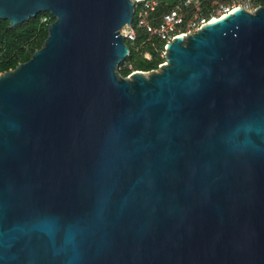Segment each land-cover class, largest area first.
I'll return each instance as SVG.
<instances>
[{
	"label": "water",
	"instance_id": "95a60500",
	"mask_svg": "<svg viewBox=\"0 0 264 264\" xmlns=\"http://www.w3.org/2000/svg\"><path fill=\"white\" fill-rule=\"evenodd\" d=\"M134 1L0 0L55 18L0 73V264H264V6L122 76Z\"/></svg>",
	"mask_w": 264,
	"mask_h": 264
},
{
	"label": "trees",
	"instance_id": "16d2710c",
	"mask_svg": "<svg viewBox=\"0 0 264 264\" xmlns=\"http://www.w3.org/2000/svg\"><path fill=\"white\" fill-rule=\"evenodd\" d=\"M203 4L204 10L228 0H199ZM264 6V0H256ZM170 7L161 0L158 11H166ZM49 12H40L35 17H30L27 21L10 26L7 19H0V73L14 69L19 63L27 61L36 49H39L48 34V23L43 22L41 17ZM55 18L52 17L51 21ZM135 19V17H134ZM134 21V20H133ZM130 52L129 55L120 63L122 76H127L135 70L149 71L157 69L159 64L164 62L160 55L164 42L150 35L144 29L136 30L134 41H126ZM148 52L150 58L144 57ZM126 63L125 65H123Z\"/></svg>",
	"mask_w": 264,
	"mask_h": 264
},
{
	"label": "built area",
	"instance_id": "2783aa9c",
	"mask_svg": "<svg viewBox=\"0 0 264 264\" xmlns=\"http://www.w3.org/2000/svg\"><path fill=\"white\" fill-rule=\"evenodd\" d=\"M160 1H134V21L132 20L131 24H126L121 28V34L124 36L125 41H134L137 29H144L150 35L160 38L164 42L163 48L160 50V55L164 58V62L159 64V66L165 63L164 52H166V45L174 40L173 38L186 36V33H195L214 18L225 16L238 7L250 12H253L257 7L252 4V0H228L204 10L202 2L199 0H177L172 6H169L165 0V3L170 8L159 12L158 5ZM52 17L50 13L45 14L41 17V20L50 24ZM144 57L150 58V54L145 52ZM118 69H121L120 65Z\"/></svg>",
	"mask_w": 264,
	"mask_h": 264
},
{
	"label": "rangeland",
	"instance_id": "374dc122",
	"mask_svg": "<svg viewBox=\"0 0 264 264\" xmlns=\"http://www.w3.org/2000/svg\"><path fill=\"white\" fill-rule=\"evenodd\" d=\"M252 4L254 5V6H262L259 2H257L256 0H252ZM119 70H121V69H119Z\"/></svg>",
	"mask_w": 264,
	"mask_h": 264
},
{
	"label": "bare ground",
	"instance_id": "6f19581e",
	"mask_svg": "<svg viewBox=\"0 0 264 264\" xmlns=\"http://www.w3.org/2000/svg\"><path fill=\"white\" fill-rule=\"evenodd\" d=\"M222 17H223V16H222ZM220 18H221V17H220ZM216 19H219V18H214L213 20H216ZM213 20H212V21H213Z\"/></svg>",
	"mask_w": 264,
	"mask_h": 264
}]
</instances>
